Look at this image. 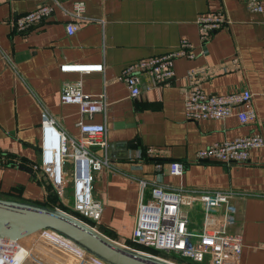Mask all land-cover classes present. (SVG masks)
Masks as SVG:
<instances>
[{"label":"crops","instance_id":"0c3cea01","mask_svg":"<svg viewBox=\"0 0 264 264\" xmlns=\"http://www.w3.org/2000/svg\"><path fill=\"white\" fill-rule=\"evenodd\" d=\"M78 1L84 2L86 18L70 14ZM42 3L53 4V14L31 29L16 30L13 20ZM216 10L229 22L202 45L197 17ZM74 21L79 25L71 31ZM183 38L197 55L176 57L170 81L154 85L141 74L142 92L132 97L120 78L123 68L175 50ZM235 57L239 66L226 70L224 64ZM67 61L103 64L104 71L63 72L60 64ZM194 67L207 69L200 83L208 93L248 88L256 118L246 123L236 115L188 118L185 75ZM68 79L81 80L95 100L104 94L101 108L83 117L105 124L109 143L107 150L93 147L97 155H109L94 180V196L104 205L98 230L131 245L142 180L147 191L155 181L244 191L248 194L231 201L229 229L242 241L239 264H264V146L253 148L242 163L196 156L214 142L256 132L264 136V0L261 11L249 9L245 0H0V196L68 207L55 202L49 181L31 168L41 160L44 112L70 136H81L80 104L61 101ZM176 160L184 164L181 173L170 172L169 163ZM33 252L25 264H77L73 253L48 239H40Z\"/></svg>","mask_w":264,"mask_h":264},{"label":"built area","instance_id":"2783aa9c","mask_svg":"<svg viewBox=\"0 0 264 264\" xmlns=\"http://www.w3.org/2000/svg\"><path fill=\"white\" fill-rule=\"evenodd\" d=\"M251 10H263V0H245ZM84 2L78 1L70 14L75 18H86ZM54 12L51 3H42L35 9L18 15L13 24L18 31H25L49 18ZM69 23L74 30L79 22ZM229 22L222 10L201 13L197 17L200 41L204 45L212 33ZM203 48L202 51H204ZM185 55H197L195 45L187 38L180 41L179 48L170 52L141 58L126 65L121 74L132 97L143 89L141 74L147 73L153 84L170 81L175 77L174 60ZM223 66L226 70L239 66L235 57ZM63 72L104 71L103 64L62 62ZM206 68L194 67L185 78L189 89L185 97V114L191 119L226 118L236 115L242 123L256 118L252 103V92L246 88L227 93L211 94L201 86ZM148 88V86L146 87ZM104 94L96 96L102 98ZM93 99L82 89L81 80H66L61 93L62 102L79 103L82 119L79 121L81 136L74 138L59 128L55 119L47 112L42 120V147L40 163L31 168L40 180H47L65 206L72 208L75 216L95 227L100 220L104 205L94 196V180L97 172L109 164V155H97L94 146L108 149L107 129L102 123H86L85 114L101 108V100ZM264 146L261 133L236 136L233 139L214 142L197 151V159H215L221 162H246L253 148ZM154 148L149 147L152 153ZM183 162L171 161L170 172L181 173ZM162 167V164H159ZM147 182L141 181V191L135 215L130 247L182 264H239L242 254L240 235L229 229L231 201L243 197L247 192L207 188L169 187L153 182L147 191ZM72 188L73 203L66 201L65 190ZM200 205L199 210L195 206ZM67 207V208H68ZM65 210V209H64ZM72 214V213H71ZM201 214L199 219L197 215ZM40 239H48L62 245L73 253L77 264H108L73 243L61 234L41 229L18 239L0 237V264H25L34 259V248ZM153 248V250L147 249ZM45 264H49L45 262Z\"/></svg>","mask_w":264,"mask_h":264},{"label":"water","instance_id":"95a60500","mask_svg":"<svg viewBox=\"0 0 264 264\" xmlns=\"http://www.w3.org/2000/svg\"><path fill=\"white\" fill-rule=\"evenodd\" d=\"M41 229L61 234L108 264H177L118 242L61 208L0 196L1 238L18 239Z\"/></svg>","mask_w":264,"mask_h":264},{"label":"rangeland","instance_id":"374dc122","mask_svg":"<svg viewBox=\"0 0 264 264\" xmlns=\"http://www.w3.org/2000/svg\"><path fill=\"white\" fill-rule=\"evenodd\" d=\"M65 195H66V201L67 202H69L70 204L71 203H73V194H72V188L70 187V188H67L66 190H65ZM56 196H57V198H56V200H55V202H58L59 200H61V198L60 197H58V195H57V193H56ZM69 200V201H68ZM58 204L59 205H62L63 207H65V205H64V202L61 200V204L58 202ZM199 208H200V205L198 204V206H195V208H194V210L192 211V213L195 211V210H199ZM65 211H67V212H69L70 214L72 213V215H77V214H75V212L72 210V208H70V207H68V208H65ZM77 217V216H76ZM197 217L200 219L201 218V214H199V215H197ZM62 246V245H61ZM62 248H64V249H66L64 246H62ZM60 261H63L64 260V258H62L61 257V259H59ZM180 262L182 263V264H188L187 263V260H180ZM63 262H61L60 264H62ZM67 264V263H66ZM191 264V263H190Z\"/></svg>","mask_w":264,"mask_h":264},{"label":"trees","instance_id":"16d2710c","mask_svg":"<svg viewBox=\"0 0 264 264\" xmlns=\"http://www.w3.org/2000/svg\"><path fill=\"white\" fill-rule=\"evenodd\" d=\"M56 198H57V196H56ZM47 205H48V204H47ZM49 206H51V205H49ZM131 243H133V242H131ZM147 249L153 250V248H147Z\"/></svg>","mask_w":264,"mask_h":264}]
</instances>
